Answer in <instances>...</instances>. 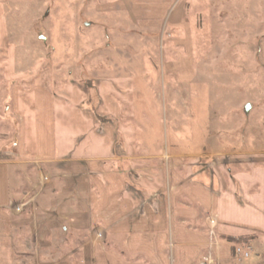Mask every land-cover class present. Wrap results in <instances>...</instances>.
Segmentation results:
<instances>
[{
    "label": "crops",
    "instance_id": "crops-1",
    "mask_svg": "<svg viewBox=\"0 0 264 264\" xmlns=\"http://www.w3.org/2000/svg\"><path fill=\"white\" fill-rule=\"evenodd\" d=\"M4 14L0 3V124L15 128L11 156L35 167L39 185L26 180L47 198L13 222L11 162L0 159V240L14 246L11 264H264V161L232 172L152 150L125 76L89 90L22 85ZM228 237L255 239L233 247Z\"/></svg>",
    "mask_w": 264,
    "mask_h": 264
},
{
    "label": "rangeland",
    "instance_id": "rangeland-1",
    "mask_svg": "<svg viewBox=\"0 0 264 264\" xmlns=\"http://www.w3.org/2000/svg\"><path fill=\"white\" fill-rule=\"evenodd\" d=\"M0 3L27 73L22 85L89 90L102 78L125 76L134 82L135 119L152 150L223 161L232 172L264 161V0ZM14 131L0 124V159H10V198L18 201L13 222L29 218L30 201L47 199L26 180L38 183L35 167L11 156ZM13 248L0 240V264H11Z\"/></svg>",
    "mask_w": 264,
    "mask_h": 264
},
{
    "label": "trees",
    "instance_id": "trees-1",
    "mask_svg": "<svg viewBox=\"0 0 264 264\" xmlns=\"http://www.w3.org/2000/svg\"><path fill=\"white\" fill-rule=\"evenodd\" d=\"M223 239L226 240V242L231 243L234 247L236 245H242V246L246 245L249 242H251V240L255 239V237H239V238L228 237V238H223Z\"/></svg>",
    "mask_w": 264,
    "mask_h": 264
},
{
    "label": "built area",
    "instance_id": "built-area-1",
    "mask_svg": "<svg viewBox=\"0 0 264 264\" xmlns=\"http://www.w3.org/2000/svg\"><path fill=\"white\" fill-rule=\"evenodd\" d=\"M18 210H19V208L17 207L16 211H18ZM242 252H243V250L241 248H237L235 254L242 255ZM245 257H248V254H245ZM202 262H203V264H214V260H212L209 257L208 258H204Z\"/></svg>",
    "mask_w": 264,
    "mask_h": 264
},
{
    "label": "water",
    "instance_id": "water-1",
    "mask_svg": "<svg viewBox=\"0 0 264 264\" xmlns=\"http://www.w3.org/2000/svg\"><path fill=\"white\" fill-rule=\"evenodd\" d=\"M248 108H250V107L248 106ZM248 108H247V110H248Z\"/></svg>",
    "mask_w": 264,
    "mask_h": 264
}]
</instances>
